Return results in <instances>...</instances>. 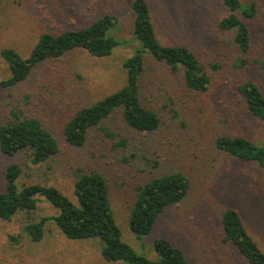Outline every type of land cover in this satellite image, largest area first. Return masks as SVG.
Masks as SVG:
<instances>
[{
	"label": "rangeland",
	"instance_id": "obj_1",
	"mask_svg": "<svg viewBox=\"0 0 264 264\" xmlns=\"http://www.w3.org/2000/svg\"><path fill=\"white\" fill-rule=\"evenodd\" d=\"M147 2L160 42L186 45L211 85L207 92H187L180 74L173 75L165 65L147 58L142 99L161 123L152 133H136L116 112L105 125L127 144L115 150L114 141L96 129L89 131L82 147L69 146L62 129L76 110L125 83L122 61L141 47L132 37L129 0H4L0 4V51L12 48L24 57L39 34L84 27L103 14L118 18L111 34L123 42L109 57L68 53L40 67L23 83L0 87V124L11 109H20L24 115L39 118L60 145V153L40 166L31 165L24 153L8 157L0 152V185L5 167L14 162L21 167L19 185H53L71 197L76 171L94 170L106 179L122 241L139 255L155 259L153 242L165 238L183 252L189 264H249L223 241L220 216L224 209L234 208L264 253V169L218 151L214 140L219 135H239L264 144V122L248 114L237 91L242 82L253 81L264 95V0H241L256 7L254 17L245 19L252 40L243 68L235 67L239 54L232 35L218 28L227 13L219 0ZM48 73L52 78L48 79ZM8 76L0 58V81ZM171 173L189 179L188 195L166 208L149 234L135 236L128 218L137 188ZM54 210L40 200L35 211L18 214L9 222L0 220V264H115L101 257L97 239L68 240L50 222L42 242H30L22 233L23 225L28 219L53 215Z\"/></svg>",
	"mask_w": 264,
	"mask_h": 264
},
{
	"label": "trees",
	"instance_id": "obj_2",
	"mask_svg": "<svg viewBox=\"0 0 264 264\" xmlns=\"http://www.w3.org/2000/svg\"><path fill=\"white\" fill-rule=\"evenodd\" d=\"M3 1L0 0V4ZM219 1L227 13L219 20L218 28L232 35V43L239 54L235 67L243 68L252 40L245 19L254 17L256 7L254 3H243L241 0ZM129 6L133 14L132 37L141 47L122 61L125 83L120 88L79 108L65 121L62 135L69 146L82 147L89 131L96 129L105 139L114 141V150L125 148L127 140L105 125L116 112H120L123 124L133 132L146 134L159 128L161 121L158 114L142 99V78L147 58L165 65L173 75L180 74L187 92L203 93L210 88V78L186 45L160 42L147 0H129ZM117 23L116 16L103 14L84 27L55 34L43 32L24 57L12 48L2 49L0 58L6 64L9 76L0 81V87H15L40 67L60 61L68 53L84 52L94 58L109 57L114 49L123 44L111 34ZM49 74L48 79L52 78V73ZM237 91L248 114L264 122V95L259 85L244 81L237 86ZM214 146L242 163L264 169V144H256L239 135H219L214 140ZM0 152L8 157L24 153L31 165L40 166L60 153V145L39 118L24 115L20 109L13 108L8 113V119L0 124ZM20 176L19 164L13 162L5 167L4 184L0 185L1 221L9 222L18 214L35 211L40 200L56 210L53 215L43 216L38 221L28 219L23 225L22 233L30 242H42L46 224L50 222L68 240L97 239L100 255L109 263L189 264L183 252L168 239L154 240L156 258L152 260L139 255L122 241L110 205L109 188L99 172L76 171L71 197L53 185H19ZM189 190V179L180 173L154 177L138 187L128 218L130 231L137 237L149 234L157 217L166 208L178 205ZM220 225L224 242L231 244L249 264H264V253L247 233L234 208L223 210Z\"/></svg>",
	"mask_w": 264,
	"mask_h": 264
}]
</instances>
